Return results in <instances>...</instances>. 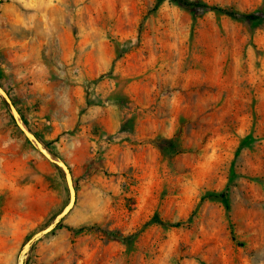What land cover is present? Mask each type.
Instances as JSON below:
<instances>
[{
    "label": "rangeland",
    "instance_id": "rangeland-1",
    "mask_svg": "<svg viewBox=\"0 0 264 264\" xmlns=\"http://www.w3.org/2000/svg\"><path fill=\"white\" fill-rule=\"evenodd\" d=\"M190 1L259 19L2 0L0 85L77 192L25 264H264V0ZM69 196L0 96V264Z\"/></svg>",
    "mask_w": 264,
    "mask_h": 264
},
{
    "label": "water",
    "instance_id": "water-1",
    "mask_svg": "<svg viewBox=\"0 0 264 264\" xmlns=\"http://www.w3.org/2000/svg\"><path fill=\"white\" fill-rule=\"evenodd\" d=\"M2 0H0L1 4ZM0 96L4 99L5 103L10 107L13 118L19 127V129L23 132L25 137L33 144V146L48 160H50L53 164L61 168L65 175L66 184L69 190L70 200L69 204L54 218L53 222L49 224L46 228L36 232L23 246L17 264H25L26 259L29 255V252L34 245L35 242L43 238L45 235L53 231L61 220L69 214V212L74 208L77 201V192L74 185V179L69 165L57 156L53 151L49 150L44 144L36 137V135L28 129L26 126L22 115L19 110L13 104L9 94L7 91L0 85Z\"/></svg>",
    "mask_w": 264,
    "mask_h": 264
},
{
    "label": "trees",
    "instance_id": "trees-1",
    "mask_svg": "<svg viewBox=\"0 0 264 264\" xmlns=\"http://www.w3.org/2000/svg\"><path fill=\"white\" fill-rule=\"evenodd\" d=\"M176 4H180V5H184L186 7H197V8H202L205 10H211V11H215L219 14H227L233 18L236 19H249L252 21L258 20L259 16L253 13H244V12H240V11H236L233 9H228V8H224L218 5H212L209 4L207 2L204 1H190V0H171ZM7 105V104H6ZM210 197L213 198H222L225 199V196L222 194L221 196H215V195H210ZM63 225L62 221L58 224L57 227H61ZM178 224H174L173 226H177ZM108 235L113 238V239H117L119 241H125L127 238L124 236L119 235L117 232L115 231H107Z\"/></svg>",
    "mask_w": 264,
    "mask_h": 264
},
{
    "label": "bare ground",
    "instance_id": "bare-ground-1",
    "mask_svg": "<svg viewBox=\"0 0 264 264\" xmlns=\"http://www.w3.org/2000/svg\"><path fill=\"white\" fill-rule=\"evenodd\" d=\"M69 200H70V196H69ZM69 200H68V202H67L66 206L69 204ZM66 206H65V207H66ZM65 207H64V208H65Z\"/></svg>",
    "mask_w": 264,
    "mask_h": 264
}]
</instances>
